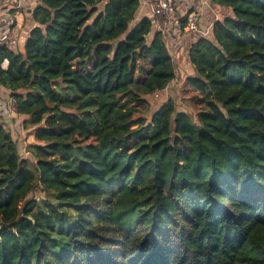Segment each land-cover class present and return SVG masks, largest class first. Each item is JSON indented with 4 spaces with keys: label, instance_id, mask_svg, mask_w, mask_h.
<instances>
[{
    "label": "trees",
    "instance_id": "trees-1",
    "mask_svg": "<svg viewBox=\"0 0 264 264\" xmlns=\"http://www.w3.org/2000/svg\"><path fill=\"white\" fill-rule=\"evenodd\" d=\"M210 1L229 14L189 50L198 124L142 113L176 67L140 0H42L0 46L32 135L23 157L0 126V264H264V0Z\"/></svg>",
    "mask_w": 264,
    "mask_h": 264
},
{
    "label": "crops",
    "instance_id": "crops-1",
    "mask_svg": "<svg viewBox=\"0 0 264 264\" xmlns=\"http://www.w3.org/2000/svg\"><path fill=\"white\" fill-rule=\"evenodd\" d=\"M159 0H140L141 6L137 15V20L150 18L154 20L152 6ZM173 3V13L171 24L166 33H164L167 47L171 52L172 59L176 67V79L160 93L153 96H158L172 89L171 86H180L185 83L193 74L194 69L189 61V50L200 39H204L211 35L212 27L217 21H222L229 14L228 10L217 8L210 0H170ZM42 0H0V38L9 31V26L4 19L8 14L15 17L16 23L11 30V36L8 45H11L14 50H22L25 42L30 36L31 30L35 27L33 21L34 10L41 5ZM19 6L18 9H14ZM194 13L199 18V28L195 34H186L183 30L182 23L187 14ZM153 35H151L149 40ZM9 63L5 61L3 68H7ZM187 85H191L188 81ZM192 86V85H191ZM173 90V89H172ZM11 98L10 91L0 86V126L8 130L13 136L15 129L18 133L24 130L23 126L16 128L13 123L22 121V118L15 116L11 120L3 114L4 108L7 106ZM16 120V121H15ZM20 120V121H19ZM29 136V144L32 142L30 131L24 130ZM15 137V136H14ZM28 144V145H29ZM21 155V154H20Z\"/></svg>",
    "mask_w": 264,
    "mask_h": 264
},
{
    "label": "rangeland",
    "instance_id": "rangeland-1",
    "mask_svg": "<svg viewBox=\"0 0 264 264\" xmlns=\"http://www.w3.org/2000/svg\"><path fill=\"white\" fill-rule=\"evenodd\" d=\"M186 82L182 83L178 87L171 86L173 90L169 89L167 92L162 93L158 96H151L149 98L150 100L149 107L147 108L146 106H144L141 108L143 115L146 116L148 120H150L152 113L156 112L157 110L161 109L163 106L171 102L175 105L177 111L186 112L187 114L193 117L194 123L198 124L196 115L202 106L200 103V97L198 92L191 85H187ZM5 117L8 118L9 120L14 118V117H7L6 115ZM16 124L18 126H16L13 123V125L16 128H19L20 126H22V121L18 123L16 122ZM14 136L19 143V151L21 156L30 157L31 154L27 152V147L29 144V136L27 132L24 130L22 131L21 128V132L18 133V131H16L15 129Z\"/></svg>",
    "mask_w": 264,
    "mask_h": 264
},
{
    "label": "built area",
    "instance_id": "built-area-1",
    "mask_svg": "<svg viewBox=\"0 0 264 264\" xmlns=\"http://www.w3.org/2000/svg\"><path fill=\"white\" fill-rule=\"evenodd\" d=\"M18 8L19 6H16L14 9ZM173 10V3L170 0H159L152 6V13L156 28L163 34L167 32L168 27L171 24ZM4 21L10 28L9 31H7V33L0 38V46L8 43L11 36L10 29L14 27L16 23L15 17L11 14H8ZM183 22L185 25L183 30L186 34H195L198 31L199 18L196 14L192 13L187 15ZM3 111L7 117L17 116V101L11 97Z\"/></svg>",
    "mask_w": 264,
    "mask_h": 264
}]
</instances>
